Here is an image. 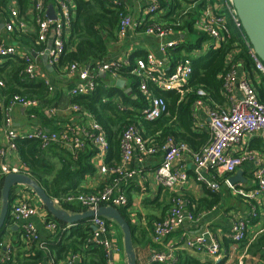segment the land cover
Instances as JSON below:
<instances>
[{"label": "built area", "instance_id": "obj_1", "mask_svg": "<svg viewBox=\"0 0 264 264\" xmlns=\"http://www.w3.org/2000/svg\"><path fill=\"white\" fill-rule=\"evenodd\" d=\"M118 5V0H114ZM187 1V0H184ZM32 19L37 28V44L44 45L38 52H26L16 45L0 44V65L7 60H23L26 63L25 76L35 80L41 76L39 59L46 58V65L52 68L59 66L62 56L65 53V45L69 38L67 30L75 18V5L72 0H55L58 15L55 20L47 17L43 0H30ZM145 7L146 19L134 20L129 14H121L118 26V35L123 39L129 32H138L145 25L146 36L153 37L160 42V53L167 56L170 50L179 47L183 42L178 39H171L182 34V31L175 30L171 26L152 23L146 26L148 17L155 18L162 15L160 0H142ZM196 5L204 4L194 22V28L206 35L209 41L194 54L199 56L210 47L217 49L231 37V27L241 34L249 55L254 64V71L264 79V63L257 57L250 45L241 23L233 0H189ZM8 18L0 19V27L10 34L14 31L26 33L28 30L27 19L21 15L16 7L9 8ZM51 32L53 42L46 48ZM36 55V58L33 57ZM169 65L162 63L154 53H148L144 57H127L124 60L105 62L96 66L94 70L90 66L71 64L67 68L68 74L74 78L71 96H88L93 94L99 86V73H111L113 76L122 69H129V74L137 79L138 90L147 99L148 107L142 111L145 120L155 121L167 113V102L164 98L155 95V91L176 92L184 96L193 75V60L186 57L175 64L170 57L167 58ZM174 64V65H173ZM231 69L223 76V90L227 102L224 106L215 103L207 106L206 116L210 126V140L198 151H193L187 144L177 142L174 138H167L162 143H156L154 139H145L142 130L137 125H128L122 131L120 137L121 160L114 167L106 163L109 152V141L102 125L98 123L95 116L83 110L78 105H72L70 109L78 116L77 120L66 125L62 130H47L44 127H36L32 131L21 132L14 128L12 111L16 107L27 109L36 108L39 101L26 99L25 97L14 96L9 100L4 110V117L0 122V130H4L6 147L0 151V159L5 160L17 151L18 142L21 140L38 141L42 149L52 146H61L69 149L74 155L83 152L87 147L96 151L95 159L99 165V173L111 177V182L101 191L92 194L70 193L53 198L55 203L62 206L65 204H77L86 210H97L100 207H125L128 199L123 190V183H127L136 177L140 171L128 170L127 167L136 159L142 164L146 158L161 157L160 165L155 169L159 186L166 190L174 191L182 187L191 177L185 168L183 159L186 155L191 157L192 176L196 183L204 186L211 193H218L220 185L218 178L224 177L225 182L230 186L228 178L237 169L247 163L254 164L253 179L254 188L251 194L242 195L248 197L249 202L256 201L264 196V158L263 155L246 147V137L256 138L264 142V101L261 99L255 87L248 79L239 78L237 75V63H230ZM50 92H53L48 81H45ZM3 83L0 81V87ZM239 93V95L237 94ZM198 97L194 104H205L207 93L203 89L196 91ZM121 111L128 110L123 104L118 103ZM53 108L49 112L55 115ZM9 174H26L24 166L7 167L2 169V177ZM224 182V183H225ZM231 187V186H230ZM140 188V187H139ZM189 201L182 195L177 194L172 200V205L165 217L154 224L153 242L161 244L179 231L186 223L198 221L197 217L188 210ZM261 203L252 204L249 215L238 217L231 224L229 248L230 254H239L249 243L250 225L253 220L261 216L259 208ZM261 209V208H260ZM41 210L31 202L16 197L11 210V217L17 224L23 221L22 233L26 242L39 243V234L32 218L39 215ZM92 230L91 241L102 247L107 253L109 264L113 259V249L110 238L111 225L105 218L94 217L89 220ZM76 226V225H75ZM45 227L52 233L58 232L59 226L56 222L45 221ZM74 227V226H73ZM67 228H71L68 226ZM92 229V228H91ZM66 230V229H65ZM248 241V242H247ZM185 247L197 254H206L212 257L215 264H220L223 259L222 247L217 239L209 232L201 233L192 238L185 239ZM47 254L49 251L44 246L40 247ZM13 247L5 245L3 252H0V264L11 259ZM223 251L224 257L228 255ZM80 256L69 257L63 264H77ZM248 254L241 256L238 264H246ZM177 261L174 249L167 247L162 251L155 252L150 259L151 263L175 264ZM48 264H58L50 256ZM258 264H264L259 261Z\"/></svg>", "mask_w": 264, "mask_h": 264}, {"label": "trees", "instance_id": "obj_2", "mask_svg": "<svg viewBox=\"0 0 264 264\" xmlns=\"http://www.w3.org/2000/svg\"><path fill=\"white\" fill-rule=\"evenodd\" d=\"M160 1L163 8L166 7V2H169V0ZM170 1V9L161 15V21L159 17L152 19L148 17L145 23L146 26L156 22L171 26L175 30L182 31L185 35L196 32L194 22L200 10L203 9L204 4L191 8L193 3L182 5L179 0ZM73 2L76 6L75 18L70 26V37L65 45V53L59 66L55 68L56 73H60L62 69L66 71L74 63L90 66L92 70L97 65L105 63L109 55L110 44L118 38L120 15L128 13L123 4L118 5L114 0H73ZM30 5V0H0V19L8 18L10 7L18 8L22 15L30 8ZM230 27L231 37L226 42L221 44L217 49L210 47L195 58L190 56L194 50L199 49L209 41V38L200 32L201 38L197 45L181 43L178 48L168 52L167 55L172 59L174 64L186 57L192 58L193 75L184 96L176 92L155 91L156 96L164 98L167 102V113L160 119L155 121L144 119L142 111L148 107V104L145 97L138 90L137 79L132 77L129 74V69L126 68L122 69L118 74L134 80L132 85L133 94L136 96L134 109L121 111L116 97L118 93L112 94L113 91H111L112 93L107 94L104 87L105 80L100 76L98 79L99 86L93 94L72 97L70 104L78 105L83 110L92 113L105 130L109 141V152L106 161L109 167H114L120 163V137L123 129L128 125L140 127L145 139L151 138L156 143H162L171 137L177 142L187 144L193 151H198L209 142L210 132L199 131L195 127L193 105L198 99L196 91L198 89L206 91V100L210 106L213 103L224 106L227 99L223 90L222 78L231 69L230 63L232 61L238 63L242 60L249 72L254 70L253 61L243 41V37L234 29L235 27ZM144 28L145 25L138 32L144 31ZM10 35L13 38L19 36L21 38L30 37L29 47L35 49L36 52L40 51L44 46L37 44V32L35 35H30L29 32L18 33L14 31ZM144 56L141 55L140 57ZM25 67V61L20 59L7 60L4 64L0 65V81L3 83V86L0 87V98L3 100L5 106L14 96L35 99L39 101V106L48 104L49 97L54 99V93L50 92L44 80H30L25 76ZM259 91H261L259 93L261 94V99L264 101V79ZM122 95L125 99L128 98V95L125 93H122ZM40 115L43 117V114ZM258 143L264 146L262 140L258 141ZM260 144L252 142L251 148L259 149L261 147ZM16 153L26 173L39 183L52 198L70 193L92 194L101 191L104 187L101 185L96 190L82 188V185L86 182V178L96 173L93 160L96 151L93 148H87L85 151L74 155L69 149L61 146L42 149L38 141L21 140L18 142ZM51 155L59 157L61 161V168L59 170H56V166L51 162ZM3 183L4 177L0 180V200ZM18 188L20 187L13 188L11 192L10 199L12 200V204L10 205V213ZM27 190L34 194L30 189ZM207 192L210 194L211 199H205V202L209 208H212L218 204L220 195L213 194L209 190ZM175 196L177 194H172L171 196V205ZM129 207L130 200H128L127 206L118 209L131 227L133 244L136 246L139 240L136 236L137 229L130 222ZM62 208L71 214H81L87 211L77 204H65L62 205ZM10 213L4 227L0 230V252H3L11 227L15 223ZM47 221L56 222L51 215H49ZM107 221L110 225L114 226V222ZM57 224L59 230L56 232L55 239L47 243V246H44L48 249L49 254L43 249H38L37 243H25L19 238L18 241L12 243L13 251L11 259L4 264H43L50 256L56 263H59L66 261L74 255H78L81 258L77 264H109L105 250L91 241L93 232L88 220L81 221L71 228H67L68 225L65 223ZM14 234L20 235L19 233ZM145 240L148 243L147 233L141 234V242ZM29 246L31 247L30 250H28ZM24 248L26 252L21 254V250ZM179 264L200 263L196 260L184 259L183 263Z\"/></svg>", "mask_w": 264, "mask_h": 264}, {"label": "crops", "instance_id": "obj_3", "mask_svg": "<svg viewBox=\"0 0 264 264\" xmlns=\"http://www.w3.org/2000/svg\"><path fill=\"white\" fill-rule=\"evenodd\" d=\"M43 1L46 8V15L49 11V8H52L55 17H57L58 9L55 0ZM118 1L125 6L128 12L127 14L132 16L134 20L146 19L145 7L142 0ZM179 1L181 2L184 0ZM170 2V0L169 2H166L165 8L162 7V14H165L167 10L170 9ZM181 7L183 6L181 5ZM30 8L27 9L22 15H24V17L27 19V32H29L30 35H35L37 28L32 19ZM67 36L68 38L70 37V29L67 30ZM117 36V40L110 44V51L106 62L124 60L130 56L135 58L148 53H154L162 63H166L167 65L170 64L169 60L167 59L168 55L166 56L165 54L160 53V42L157 41V39L148 37L143 32L137 31L129 32L123 39H121L119 35ZM185 36L186 35L182 33L176 37H171L170 40L178 39L183 41L182 44H185ZM30 41V37L28 36L23 38L20 36L13 38L10 34L6 33L3 28L0 27V44L16 45L26 52L32 51L36 53L35 49L29 47ZM52 42L53 33L51 32L45 47L48 48ZM33 57L36 58V55L33 54ZM39 64L41 76H39L37 79L48 81L49 85L53 87L54 99L49 97L48 104H43L42 106L38 105L33 109H27L24 107L14 108L12 111L13 126L15 129L21 132L32 131L36 127H44L47 130L53 131L62 130L66 125L70 124L74 120H77L78 118V116L75 115V113L70 109L72 106L70 104L72 99L70 92L73 87L74 78L63 69L60 73H56L55 68H53V70L48 69L44 59H39ZM236 71L239 78L248 79L249 82L255 87L257 93L261 95V91H259V89L261 88L263 82L262 76H260L254 70L249 72L246 69L244 61L242 60L237 63ZM99 76L105 80L104 87L106 88L105 90L107 91V94L112 93L111 91H113L112 94L118 93L116 97L119 103L123 104L128 109L135 108L136 96L133 94L132 90V85L134 82L132 78L123 75L115 77L109 72H100ZM118 81H120V84L122 85L121 88L117 87ZM108 88H110V90ZM122 93L128 95V98L125 99ZM237 94L239 95L238 92ZM114 99L116 100V98ZM145 100L148 104L147 99ZM205 103L206 105H193L194 122L197 130L210 132L209 120L206 116V111L208 108L207 106H211L207 100H205ZM5 107L6 106L4 105L3 100L0 98V122L3 120ZM53 108L56 110L55 115H50L49 112ZM40 114H43L44 119H42L43 117H41ZM247 138L248 137H246L244 140L246 147H248L250 150L260 152L264 158V146L258 143V141L261 140L249 137L250 142H247ZM252 142H256L258 145L260 144L261 147L259 149H252ZM4 147H6L5 133L4 130H0V151ZM50 160L54 166H56V170L61 168V161L59 160V157L51 155ZM93 160L96 173L93 176L87 177L86 182L82 185V188L88 190H96L101 185L105 187L111 182V177L108 175L104 176L99 173L98 162L95 158H93ZM160 162V156L146 158L142 164L137 163L136 159L133 160L132 164L129 165L127 169L140 171V173L132 180L128 181L127 183H123L122 185L127 199L130 200V207L128 209L130 222L137 229L136 236L139 241L134 247L137 254L138 264H150L151 256L155 252L162 251L167 247H172L174 249V255L177 259L175 264L183 263L184 259H192L194 261L196 260L200 264H215V261L212 257L206 254L194 253L185 247V239L196 237L204 232H209L220 243L223 249V259L221 260L220 264H238L241 256H243L244 253L248 254L249 258L244 260L246 264H258L260 260L264 261V239H262L264 238V196H260L256 201L249 202L247 200L248 197L242 195V193L251 194L254 188L253 170L255 166L252 162L247 163L242 168L237 169V171L228 178L231 187L225 182L224 177L217 179V182L220 185V190L218 193L213 194H219L220 200L218 204L212 208H209L205 202V199H211L210 194L207 192V188L196 183L193 179V166L190 156L186 155L183 159V163L185 164V168L191 177L182 187H177L174 191L161 188V186L158 184L155 169L160 165ZM4 166L11 168L22 167L18 154L15 152L5 160L0 159V180L2 178L1 174ZM239 171H242L243 180L241 179L240 181L232 184L230 179L235 177ZM172 194L182 195L189 201L190 204L188 206V210L192 212L195 217H197L198 221L194 223H186L171 237L163 241L161 244H156L153 242V227L156 222L161 221L165 217L167 211L169 210L168 208L171 207ZM17 196L31 202V204L41 210L38 216L32 218V223L36 226L37 232L39 234V243L37 244V247L38 249L42 250L40 247L47 246V243L52 242L57 234L56 232H50L45 227V221L49 219V214L46 212L39 199L30 191H28L27 188H18L16 197ZM202 200L204 201L202 202ZM258 202L261 203V209L259 208L261 216L253 220L250 225V244L247 247V251L245 247L240 251L239 254L229 255L228 252L231 245L230 232L233 220L238 217H245L246 215H249L251 205L257 204ZM24 224L25 222L23 221H18L17 224L14 223L13 226H18V228L11 231L9 230L10 233L7 238V245H13L12 243L18 241L19 238L27 243L22 234ZM120 232L111 224L110 238L114 253L113 259H111V264H127L126 255L125 259L123 257V253H125L123 234ZM14 233H19L20 235ZM143 233L148 234V243L146 240L141 242V234ZM30 248L31 247L29 246L28 250H30ZM223 251L228 253V255L224 257ZM25 252V248L21 250V254ZM49 260L50 257L47 258L43 264H48ZM63 263L64 261L59 262L58 264Z\"/></svg>", "mask_w": 264, "mask_h": 264}, {"label": "water", "instance_id": "obj_4", "mask_svg": "<svg viewBox=\"0 0 264 264\" xmlns=\"http://www.w3.org/2000/svg\"><path fill=\"white\" fill-rule=\"evenodd\" d=\"M233 3L250 45L257 57L264 63V0H233ZM47 15L51 20L56 19L52 8H49ZM46 61L47 59L44 58L45 63ZM47 68L53 70L52 67L47 66ZM117 87H122L120 81H118ZM241 179L243 180L242 171H239L235 177L230 179V182L234 184ZM15 187L30 189L39 199L46 212L58 223H65L73 227L81 221H89L94 217L105 218L116 223L123 234L127 264H138L131 227L118 208L104 206L97 210H87L81 214H71L63 209L62 206L56 204L54 199L47 194L39 183L26 174H9L4 177L0 200V230L4 227L10 213V205L12 204L10 196L12 189ZM17 228L18 226H13L11 230ZM91 228L96 230L93 226Z\"/></svg>", "mask_w": 264, "mask_h": 264}, {"label": "rangeland", "instance_id": "obj_5", "mask_svg": "<svg viewBox=\"0 0 264 264\" xmlns=\"http://www.w3.org/2000/svg\"><path fill=\"white\" fill-rule=\"evenodd\" d=\"M188 1L189 0H187V1H181V4L182 5H186V2L188 3ZM75 13H76V7H75ZM163 15V14H162ZM157 17H159V20L161 21V19H160V17H161V15H159V16H157ZM200 38H201V35H200V33L199 32H194V33H191V34H186V36H185V43L186 44H191V45H197L198 44V42H199V40H200ZM190 56H192L193 58H195L196 57V55L194 54V53H192ZM109 90H110V88H108ZM247 142H250V139H249V137L247 138ZM115 225H117L116 223H114V227H115V229H117L119 232L121 231L120 230V228H119V226L117 225V226H115ZM121 233V232H120ZM123 257H124V259H125V253H123Z\"/></svg>", "mask_w": 264, "mask_h": 264}]
</instances>
